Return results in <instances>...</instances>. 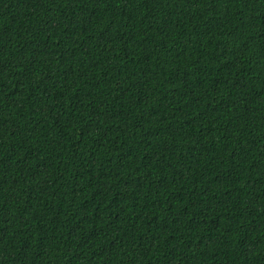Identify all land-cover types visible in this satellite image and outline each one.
<instances>
[{"label": "trees", "instance_id": "1", "mask_svg": "<svg viewBox=\"0 0 264 264\" xmlns=\"http://www.w3.org/2000/svg\"><path fill=\"white\" fill-rule=\"evenodd\" d=\"M0 264H264V0H0Z\"/></svg>", "mask_w": 264, "mask_h": 264}]
</instances>
